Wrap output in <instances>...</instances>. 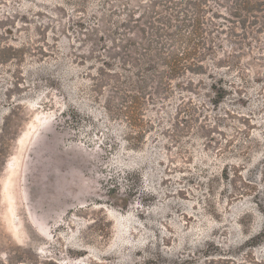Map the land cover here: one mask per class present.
<instances>
[{
  "label": "rangeland",
  "instance_id": "rangeland-1",
  "mask_svg": "<svg viewBox=\"0 0 264 264\" xmlns=\"http://www.w3.org/2000/svg\"><path fill=\"white\" fill-rule=\"evenodd\" d=\"M162 4L0 0V264H264V11L207 27L224 68L144 95L131 128L125 39Z\"/></svg>",
  "mask_w": 264,
  "mask_h": 264
},
{
  "label": "trees",
  "instance_id": "trees-1",
  "mask_svg": "<svg viewBox=\"0 0 264 264\" xmlns=\"http://www.w3.org/2000/svg\"><path fill=\"white\" fill-rule=\"evenodd\" d=\"M210 1L223 12L216 14L209 9ZM162 6L163 12L168 13L170 18L158 20L160 26H152L151 37H147L146 32L139 26L138 41L134 42L129 37L125 39V57L119 69L126 74L123 75L124 81L116 79V82L120 87L127 88L123 95L126 105L122 110L131 128L140 122L138 113L144 95L149 96L156 91L168 92L172 86H178L176 80L186 78L188 73L194 76L204 73L200 70L203 68L202 63L214 56L216 47L215 42L209 44L210 31L215 29L214 31L219 32L226 27L234 36L233 28L239 27L244 31L243 35H247V25L256 19L257 12L264 11V0H163ZM155 14L160 13L155 11ZM219 19L223 21L218 22ZM230 43V48L238 44L237 40ZM221 51L222 54L226 53L223 47ZM215 58L210 59L213 62ZM213 66L217 70L224 68L215 63ZM259 66L264 68V64L252 63L250 69L254 71ZM213 74L208 76L213 81L210 89L215 96L223 98V85L219 87V91L216 89L218 80ZM151 82L156 83V86L151 85ZM186 82L191 80L188 78ZM152 87V92H149ZM210 101L220 102L215 98H210ZM191 104L192 101L181 99L176 111L187 113Z\"/></svg>",
  "mask_w": 264,
  "mask_h": 264
}]
</instances>
